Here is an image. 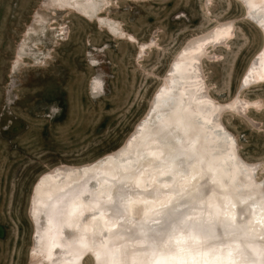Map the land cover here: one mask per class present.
I'll return each instance as SVG.
<instances>
[{
    "label": "rangeland",
    "instance_id": "obj_1",
    "mask_svg": "<svg viewBox=\"0 0 264 264\" xmlns=\"http://www.w3.org/2000/svg\"><path fill=\"white\" fill-rule=\"evenodd\" d=\"M59 1L0 0V264H32L38 178L121 146L181 48L219 22L234 32L203 56L205 79L220 102L258 101L223 123L264 179V84L241 88L264 29L243 0Z\"/></svg>",
    "mask_w": 264,
    "mask_h": 264
},
{
    "label": "bare ground",
    "instance_id": "obj_2",
    "mask_svg": "<svg viewBox=\"0 0 264 264\" xmlns=\"http://www.w3.org/2000/svg\"><path fill=\"white\" fill-rule=\"evenodd\" d=\"M69 1H59V7L69 8ZM250 3L251 8L245 5L246 15L264 29V19H257L264 17V0ZM234 27L231 20L219 22L181 48L121 146L92 161L56 165L38 178L29 206L34 225L32 264H85L87 257H91L90 264H157L162 253L188 259L187 251L181 256L168 241L170 212L185 221L177 233L191 231L197 236L199 244L187 243L197 259L227 256L230 248L236 264H264V222H257L264 221V179L255 176L260 163L240 156L234 135L223 123L227 108L241 114L258 101L239 92L226 103L218 101L209 92L202 68L209 48L226 43ZM262 49L248 65L241 88L264 84ZM157 95L159 105L154 104ZM165 99L169 100L167 107ZM150 107L156 110L145 122ZM161 114L164 131L157 135L153 129L161 126L157 119ZM157 148L162 152L159 159L151 155ZM133 152L135 159H129ZM171 176L176 178L174 183L168 179ZM97 185L110 190L111 203ZM129 199L135 204L147 200L169 203L159 214L150 210L146 218L133 221L134 208L126 203ZM117 209H122L119 214ZM98 222L106 232L102 241ZM157 233L164 234L166 246L154 243Z\"/></svg>",
    "mask_w": 264,
    "mask_h": 264
},
{
    "label": "snow or ice",
    "instance_id": "obj_3",
    "mask_svg": "<svg viewBox=\"0 0 264 264\" xmlns=\"http://www.w3.org/2000/svg\"><path fill=\"white\" fill-rule=\"evenodd\" d=\"M245 5L249 8L252 7L250 0H245ZM257 19H264V17H257ZM226 26H230V25H226ZM256 62L253 63V68L255 67ZM171 74V70L170 73ZM249 75H251V69L249 70ZM245 84L248 83V78H245ZM163 91V89L161 90ZM171 103L173 105H175V100L173 99L171 101ZM154 104L159 105L160 104V96L157 95V97L154 100ZM163 104L165 107H167L169 105V100L165 99L163 101ZM155 107H150L148 109V114L145 116V122L148 119V116L151 115V113L153 111H155ZM157 119L159 121H161V126L156 127L153 129V132L155 134H160L161 132L164 131V127L163 124L165 122V116L164 114H161L157 117ZM137 134H139V128L137 129ZM220 135L222 136H226V134L224 133H220ZM227 140L229 142H231V138L227 137ZM151 155L156 158L159 159V157L162 155V152L159 151V148H157L156 152L151 153ZM136 153L133 152L130 154L129 159H135ZM119 158V157H118ZM179 159V158H176ZM175 160L172 161V164H175ZM161 163H163V161H161ZM181 164H183V162L181 161ZM181 175H183V173H181ZM170 182H175V176H171L168 178ZM194 179V177H193ZM163 182V181H161ZM98 190L103 191L104 194L108 197V201L111 203L112 202V198H111V192L109 189H100V186L97 185L96 186ZM170 199V198H169ZM127 205L132 206L134 208V215L132 217L133 221H139L141 219H144L147 217L148 211H156L159 214L160 209H164L168 207V200H147L145 201L143 204H135L133 201H131L130 199L128 201H126ZM122 209H117V214H119V212ZM98 215H102V213H98ZM120 221L124 222V217L120 216ZM258 223L264 222V221H257ZM157 223H159V221H157ZM185 226V221L182 219H179L175 216L174 212H170L169 216H168V222L166 225V233L168 235V241L171 242L172 244H174V246L176 247V250L178 253L181 254V256H183V254L187 251L189 256L188 259H182V258H177V257H167L165 254H161V257L159 258V260L157 261V264H236V261L233 259V255H232V250L229 248L228 249V254L227 256H221V255H216L215 257H213L211 260H208L206 257L202 256L200 259H197V256L194 255L192 253V250L189 249L187 247V243L188 241H191L193 244H199V240L197 238V236L189 231L187 232V234H185L183 231H180L179 233H177V229H183ZM97 234L98 236H100L101 241L103 238V235L106 234L105 229L103 227V223L102 222H98L97 223ZM175 233V235H173ZM76 233L73 234V238L76 237ZM164 234L163 233H157V235L153 238L154 243L159 242L161 244V246H166V242L163 239ZM98 258V257H97Z\"/></svg>",
    "mask_w": 264,
    "mask_h": 264
}]
</instances>
